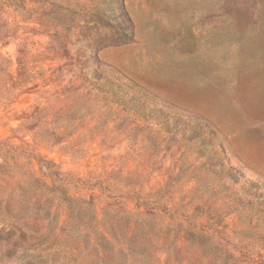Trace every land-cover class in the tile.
<instances>
[{
	"label": "rangeland",
	"instance_id": "1",
	"mask_svg": "<svg viewBox=\"0 0 264 264\" xmlns=\"http://www.w3.org/2000/svg\"><path fill=\"white\" fill-rule=\"evenodd\" d=\"M0 143V264H264V0H0Z\"/></svg>",
	"mask_w": 264,
	"mask_h": 264
},
{
	"label": "trees",
	"instance_id": "2",
	"mask_svg": "<svg viewBox=\"0 0 264 264\" xmlns=\"http://www.w3.org/2000/svg\"><path fill=\"white\" fill-rule=\"evenodd\" d=\"M0 147H2L1 143H0ZM14 166L17 167L18 165L16 163H14ZM2 175H4L6 177V180H5L6 182H4V186L7 187L8 190H9V194L8 195H10V194L13 195L14 192H16L17 194H20L19 191L21 192L22 186H24L25 184L29 183V181H24V180H22L20 183L17 182V181H14V179H12L11 176H9L10 173H5L4 171H2ZM32 183L34 184L36 190L34 191L32 197H28V199H30L32 201V203H33V205L35 207V211H38V208L43 206V202H41L42 201V199H41L42 197H40L41 193L44 192V190L48 189L49 187L46 184H44V183H40L37 179H33ZM50 189L57 190V188L56 189L55 188H50ZM62 192L63 191L61 190L60 191V195H58V199L60 200V203L64 204V208L67 211V215H71L74 212V210H75L74 206H75L76 201L74 199L70 198V197H67L66 195H62L61 194ZM8 195H6V196H8ZM134 202H135V205H136V207L138 209L142 208V205L138 201V198H134ZM144 207L146 208L145 209V211H146L147 210V206L145 205ZM144 214H145V212H144ZM141 215L143 216V214H141ZM39 220H40V218L37 217V215H35V217H30V221H32L33 223H38ZM130 223L133 224V225H138L137 224V220L132 221ZM201 236L202 235H200L199 237H201ZM191 246L193 247V245H191ZM180 248L182 249V246H180ZM38 252H36V253H38ZM197 254H198V251H197ZM37 257H39V255H37V254L30 257L31 264H39V262H37V260H38Z\"/></svg>",
	"mask_w": 264,
	"mask_h": 264
}]
</instances>
